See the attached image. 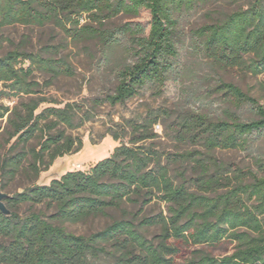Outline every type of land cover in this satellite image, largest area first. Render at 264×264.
Masks as SVG:
<instances>
[{
	"label": "trees",
	"instance_id": "trees-1",
	"mask_svg": "<svg viewBox=\"0 0 264 264\" xmlns=\"http://www.w3.org/2000/svg\"><path fill=\"white\" fill-rule=\"evenodd\" d=\"M211 0H0V27H44L54 24L70 36L88 37L107 46L117 32L130 35L132 63L117 73L112 93L97 104H125L153 86L162 92L179 58L176 13ZM151 12L147 30L129 24L105 28L109 17ZM87 15L88 21L81 20ZM198 49L211 70L241 69L264 75V0L246 8L220 13L194 31ZM49 76L41 83L36 72ZM70 64L52 50L44 55L16 48L0 55V121L13 143L1 164L4 175L26 168L37 178L83 141L67 133L82 126L76 107L39 108L49 99L44 88L61 76H73ZM214 93L227 108L222 117L204 112H177L149 106L139 117L112 121L108 135L122 141L90 171L73 170L47 185H32L6 200L17 209L42 206L27 213L0 211V264H264V155L243 166L218 159L217 151L248 150L264 135V105L234 82L220 78ZM18 99L12 107L4 101ZM249 106L256 118L244 120L237 110ZM79 111H83L80 109ZM163 125L177 151L157 146ZM2 127L0 126V132ZM40 137V149L13 154ZM128 141L125 142L124 140ZM190 147H193L192 149ZM164 204L166 211L148 215L147 207ZM107 218L109 224L89 235L69 231L64 223ZM159 226L156 239L144 230ZM174 241L189 246L234 243L231 254L217 257L203 249L181 254Z\"/></svg>",
	"mask_w": 264,
	"mask_h": 264
},
{
	"label": "rangeland",
	"instance_id": "rangeland-1",
	"mask_svg": "<svg viewBox=\"0 0 264 264\" xmlns=\"http://www.w3.org/2000/svg\"><path fill=\"white\" fill-rule=\"evenodd\" d=\"M255 0H211L206 4L191 9H183L176 13L178 25L179 58L170 81L167 82L162 92H157L151 85L142 90L139 96L125 104L111 106L108 103L97 104L96 99H102L107 93H112L117 84V73L125 65L135 59L129 34L117 32V39L107 46L88 37L76 38L70 36L61 27L48 24L44 27L25 26L21 24L0 27V55L20 48L31 52H41L44 55L52 50L58 58L65 59L74 72L73 76H61L51 86L44 88V102L39 108L41 112L46 107H64L66 104H78L76 109L81 117H89L82 126L67 129V133L80 138L83 146L80 150L57 158L50 168L42 170L35 178L26 170L32 162L29 154L24 162V168L16 175H4L0 169V191L13 197L25 191L32 185H47L52 180L61 178L65 173L73 170L90 171L100 160L109 157L122 141L113 139L108 135V128L112 121H119L122 117H139L149 106H168L177 112L198 111L213 117H222L228 107L221 96L214 93V87L220 78L234 82L245 92L256 97L264 105V75L253 76L239 68L230 71L211 70L208 62L198 49L194 31L220 13L246 8ZM87 15L82 17V24L87 23ZM151 23V12L142 8L140 14L133 16L120 13L106 20L105 28L119 29L127 24L132 27L142 25L147 30ZM36 79L41 83L49 80V76L37 71ZM2 86L0 84V90ZM18 99L6 100V105L14 106ZM83 109V111H79ZM244 120L256 118L249 106L237 110ZM7 122L0 121V168L2 161L10 152L13 143L8 141L5 133ZM155 130L160 134L156 140L158 148L165 151H177L176 143L167 135L163 125L158 124ZM41 138L31 140L24 148L21 146L17 152L30 151L32 148L40 149ZM125 142L128 140L125 139ZM191 149L193 147H190ZM216 157L222 161L235 162L247 166L252 164L258 155H264V135L254 139L248 150L217 151ZM7 208L12 212L19 210L27 213L31 209L41 210L42 206L32 207L22 205L15 209L4 200ZM166 211L164 204L154 203L147 207L146 214L152 215ZM107 218H95L82 223H64L63 225L76 234L89 235L104 229L109 224ZM161 232L159 226L144 230L149 239H156ZM181 248L184 257L197 248L213 253L217 257L231 254L234 243L225 241L219 245L189 246L183 241H174Z\"/></svg>",
	"mask_w": 264,
	"mask_h": 264
},
{
	"label": "water",
	"instance_id": "water-1",
	"mask_svg": "<svg viewBox=\"0 0 264 264\" xmlns=\"http://www.w3.org/2000/svg\"><path fill=\"white\" fill-rule=\"evenodd\" d=\"M9 197L8 195H6L5 193L0 191V211L4 214V215H10L11 211L7 208L4 200Z\"/></svg>",
	"mask_w": 264,
	"mask_h": 264
}]
</instances>
